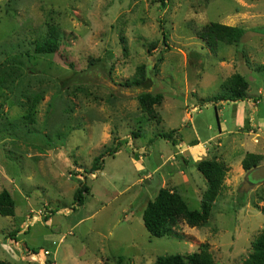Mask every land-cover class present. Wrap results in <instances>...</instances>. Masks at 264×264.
Listing matches in <instances>:
<instances>
[{
	"label": "rangeland",
	"instance_id": "rangeland-1",
	"mask_svg": "<svg viewBox=\"0 0 264 264\" xmlns=\"http://www.w3.org/2000/svg\"><path fill=\"white\" fill-rule=\"evenodd\" d=\"M213 22L245 35L209 48L196 33ZM47 24L58 29L57 51L33 56ZM140 65L148 92L163 95L159 121L140 110V90L112 86ZM235 73L249 84L246 98L223 103L222 84ZM37 91L29 124L24 96ZM263 120L264 0H0V191L14 200V216H0V260L153 264L208 244L215 264H242L264 223V183L241 189L245 155L264 165ZM114 142L117 152L106 153ZM191 142L204 148L194 158ZM101 153V170L90 173ZM205 159L227 170L208 221L150 236L142 213L160 188L200 210L206 180L195 164ZM81 184L89 193L77 205Z\"/></svg>",
	"mask_w": 264,
	"mask_h": 264
},
{
	"label": "trees",
	"instance_id": "trees-1",
	"mask_svg": "<svg viewBox=\"0 0 264 264\" xmlns=\"http://www.w3.org/2000/svg\"><path fill=\"white\" fill-rule=\"evenodd\" d=\"M167 0H158L164 6ZM246 30L242 26H227L220 23H208L197 31V37L205 43L209 48H214L218 42L226 45H238L244 36ZM59 32L57 27L47 24V32L44 37L36 39L33 42V56H51L58 48ZM164 43L167 41V36L164 34ZM96 61H92L89 65H95ZM149 78L146 73V66L140 65L137 67L136 74L131 79L125 81L122 86L125 88H133L140 90L136 98L140 110L150 119L160 120L154 110L155 106L162 103L163 95L161 93L148 92L145 86L149 83ZM248 82L239 74L235 73L228 77L222 84V89L225 95L219 99L222 101H242L246 98L248 90ZM41 91H37L30 95H25L28 108L23 119L33 124L37 112V106L42 99ZM163 138L175 143L171 134ZM119 144L113 143L112 148L105 150L106 153L114 154L117 152ZM103 153L99 154L93 161L90 173H95L102 168ZM263 157L254 153H247L241 161V166L244 171H248L260 165ZM197 171L206 180V190L203 192L200 200V210H192L187 206V203L176 190L160 188L154 198L146 203L142 213V222L145 230L152 237L161 238L172 233V229L179 223L183 222L191 228L204 225L210 218L212 206L220 194L223 187L226 168L221 163L213 159H205L195 164ZM89 193V188L81 184L74 193V203L82 205L84 197ZM264 216V208L262 209ZM0 216H14V200L9 191L3 189L0 191ZM46 220L48 218L46 217ZM124 258H118L117 264H121ZM0 264H10L0 260ZM153 264H215L213 257L209 251L208 244H201L197 251L182 256L166 255L159 256ZM242 264H264V223L261 231L251 243V250L247 258Z\"/></svg>",
	"mask_w": 264,
	"mask_h": 264
},
{
	"label": "water",
	"instance_id": "water-1",
	"mask_svg": "<svg viewBox=\"0 0 264 264\" xmlns=\"http://www.w3.org/2000/svg\"><path fill=\"white\" fill-rule=\"evenodd\" d=\"M260 181H264V165H259L246 171L245 178L241 185V189L247 190L248 187L256 186L257 182Z\"/></svg>",
	"mask_w": 264,
	"mask_h": 264
},
{
	"label": "crops",
	"instance_id": "crops-1",
	"mask_svg": "<svg viewBox=\"0 0 264 264\" xmlns=\"http://www.w3.org/2000/svg\"><path fill=\"white\" fill-rule=\"evenodd\" d=\"M220 101L223 102V103L228 102V101H222V100H220ZM229 102H233V101H229ZM234 103H235L234 105H236V102H234ZM240 110L241 111H237V113H236V114H238L237 115V122H238V124H240V126L243 127V124L242 123H243L244 119H247L248 117H247V113L245 114V111L244 110H242V109H240ZM249 121H252L253 123H255V121H253V118L252 117L249 118ZM249 121H248V123H249V125H251ZM263 122H264V120H263ZM252 126L255 127V124H253ZM262 126L264 128V124H262ZM197 141H199L198 138H197ZM192 144H194V145L192 147H190V145H192ZM179 146H180V144H179ZM186 149L188 150V152H190L192 154L193 158L195 156L194 152H197V154H199V153H201V152L204 151V148L201 147V143L200 142H197V143L191 142V143L187 144Z\"/></svg>",
	"mask_w": 264,
	"mask_h": 264
},
{
	"label": "built area",
	"instance_id": "built-area-1",
	"mask_svg": "<svg viewBox=\"0 0 264 264\" xmlns=\"http://www.w3.org/2000/svg\"><path fill=\"white\" fill-rule=\"evenodd\" d=\"M44 255H46V256H47V255H49V254H48V252H47V251H44Z\"/></svg>",
	"mask_w": 264,
	"mask_h": 264
},
{
	"label": "flooded vegetation",
	"instance_id": "flooded-vegetation-1",
	"mask_svg": "<svg viewBox=\"0 0 264 264\" xmlns=\"http://www.w3.org/2000/svg\"><path fill=\"white\" fill-rule=\"evenodd\" d=\"M259 183H264V181L257 182V184H259Z\"/></svg>",
	"mask_w": 264,
	"mask_h": 264
}]
</instances>
